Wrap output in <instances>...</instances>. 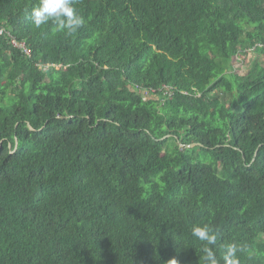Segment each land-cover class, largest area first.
<instances>
[{
	"label": "trees",
	"instance_id": "16d2710c",
	"mask_svg": "<svg viewBox=\"0 0 264 264\" xmlns=\"http://www.w3.org/2000/svg\"><path fill=\"white\" fill-rule=\"evenodd\" d=\"M38 2L0 0V264H204V225L264 264V0Z\"/></svg>",
	"mask_w": 264,
	"mask_h": 264
},
{
	"label": "clouds",
	"instance_id": "9594fccd",
	"mask_svg": "<svg viewBox=\"0 0 264 264\" xmlns=\"http://www.w3.org/2000/svg\"><path fill=\"white\" fill-rule=\"evenodd\" d=\"M74 0H39L38 6L32 8L30 19L35 27L51 22L57 32H67L72 34L85 25V19L79 15L73 6ZM191 235L198 241L203 242L200 251L203 253L204 264H218V259L214 246L217 235L208 225L193 226ZM243 248L236 243L225 245L224 264H238L237 253ZM171 264H177V260L172 259Z\"/></svg>",
	"mask_w": 264,
	"mask_h": 264
},
{
	"label": "built area",
	"instance_id": "2783aa9c",
	"mask_svg": "<svg viewBox=\"0 0 264 264\" xmlns=\"http://www.w3.org/2000/svg\"><path fill=\"white\" fill-rule=\"evenodd\" d=\"M0 36L5 37L9 44L17 49L22 50L26 55H31V50L26 44V42L22 41L20 42L17 37L7 28L5 25H0ZM247 57V56H246ZM245 60V56L243 54H238L235 62V66L237 68L243 67V64ZM245 65V64H244ZM151 94H158L159 90H141L138 88V93L142 96L148 97ZM166 94H170L169 91L166 92ZM159 99H163L162 97H159ZM164 100V99H163ZM165 101V100H164Z\"/></svg>",
	"mask_w": 264,
	"mask_h": 264
},
{
	"label": "rangeland",
	"instance_id": "374dc122",
	"mask_svg": "<svg viewBox=\"0 0 264 264\" xmlns=\"http://www.w3.org/2000/svg\"><path fill=\"white\" fill-rule=\"evenodd\" d=\"M258 36H260V34L258 33V32H255ZM256 57V54L255 55H251L250 57H249V55H248V57H246V58H248V60H247V62H246V65H244L245 63H243V64H241V65H243V67H240V69L241 70H238V72L241 74V75H244L247 71H248V64L247 63H249L253 58H255ZM261 60L263 61L264 60V55L261 57ZM56 80V77H53V81H55ZM231 97H226V100L228 101L229 100V102L231 101Z\"/></svg>",
	"mask_w": 264,
	"mask_h": 264
},
{
	"label": "water",
	"instance_id": "95a60500",
	"mask_svg": "<svg viewBox=\"0 0 264 264\" xmlns=\"http://www.w3.org/2000/svg\"><path fill=\"white\" fill-rule=\"evenodd\" d=\"M193 147V146H192Z\"/></svg>",
	"mask_w": 264,
	"mask_h": 264
}]
</instances>
